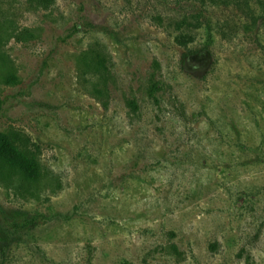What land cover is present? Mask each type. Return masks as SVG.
<instances>
[{
	"label": "rangeland",
	"instance_id": "1",
	"mask_svg": "<svg viewBox=\"0 0 264 264\" xmlns=\"http://www.w3.org/2000/svg\"><path fill=\"white\" fill-rule=\"evenodd\" d=\"M0 132V264H264V0H0Z\"/></svg>",
	"mask_w": 264,
	"mask_h": 264
},
{
	"label": "trees",
	"instance_id": "2",
	"mask_svg": "<svg viewBox=\"0 0 264 264\" xmlns=\"http://www.w3.org/2000/svg\"><path fill=\"white\" fill-rule=\"evenodd\" d=\"M46 1L38 0L42 4ZM178 42L183 44L184 40ZM96 91L101 94L100 89ZM130 106L135 109L136 103L131 101ZM0 161L25 180H35L40 174L41 166L35 153L28 148L21 147L10 135L2 132H0Z\"/></svg>",
	"mask_w": 264,
	"mask_h": 264
}]
</instances>
